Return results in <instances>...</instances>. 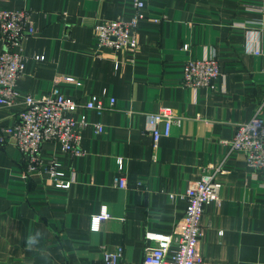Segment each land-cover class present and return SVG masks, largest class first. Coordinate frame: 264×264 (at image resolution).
<instances>
[{"label": "crops", "instance_id": "obj_1", "mask_svg": "<svg viewBox=\"0 0 264 264\" xmlns=\"http://www.w3.org/2000/svg\"><path fill=\"white\" fill-rule=\"evenodd\" d=\"M144 2L138 48L114 51L98 46L94 28L129 19L133 0H0L2 9L27 10L36 29L23 41L17 91L44 97L62 75L65 97L96 96L105 107L84 111L81 155L52 142L40 148L72 181L67 189L45 171L24 179L25 159L4 132L24 103L0 107V264H94L119 247L124 260L141 263L157 245L147 233H178L187 187L205 171L222 189L202 218L201 264H264V169L224 143L257 111L264 118V0ZM212 53L222 71L215 87L184 86L186 61ZM160 107L181 125L154 147L148 117ZM104 208L111 217L94 231L92 217Z\"/></svg>", "mask_w": 264, "mask_h": 264}, {"label": "built area", "instance_id": "obj_2", "mask_svg": "<svg viewBox=\"0 0 264 264\" xmlns=\"http://www.w3.org/2000/svg\"><path fill=\"white\" fill-rule=\"evenodd\" d=\"M135 13L126 20L113 19L102 21L95 26V39L99 47L110 50L129 49L134 51L139 46L137 28L145 18L144 0H133ZM36 32L30 13L25 10L0 8V107H12L17 101L24 103L18 114V121L4 129L7 136L15 141L22 153L26 168L24 179L45 171L58 188H69L71 180L63 179L64 173L57 162L46 163L40 158V148L46 142L57 143L61 150L73 157L83 153L81 131L87 125L85 110L102 113L103 102L96 96L84 102L65 97L59 82L67 80L60 75L54 87L44 97L31 94L22 95L17 91V82L23 75L25 55L23 41ZM188 49V45H184ZM34 60L44 61V55H34ZM222 75L219 61L212 53L201 59H189L184 66L183 85L191 89L206 87L213 89L216 80ZM113 103V100L111 101ZM82 111L80 119H75L76 111ZM148 127L157 146L161 138L169 137L173 126H180L181 119L168 107H160L148 117ZM98 129L100 127L97 126ZM231 151L242 152L247 165L254 170L264 169V118L260 111L247 122L237 126L235 137L225 141ZM122 169V161H118ZM216 173V172H215ZM205 171L199 179L190 181L184 195L185 213L179 224L178 233L162 235L147 233V239L156 241L155 247H149L141 263H133L123 258V249L115 252L104 251L100 261L94 264H201L203 257L199 251L202 236V218L210 203H220L222 185L216 180V174ZM119 188L127 187L124 177H116ZM111 215L106 208L99 215L92 217V230L99 229L103 220ZM174 246V249H172Z\"/></svg>", "mask_w": 264, "mask_h": 264}, {"label": "rangeland", "instance_id": "obj_3", "mask_svg": "<svg viewBox=\"0 0 264 264\" xmlns=\"http://www.w3.org/2000/svg\"><path fill=\"white\" fill-rule=\"evenodd\" d=\"M20 80H21V79H20ZM20 80H19V81H20ZM19 81L17 82V84L19 83Z\"/></svg>", "mask_w": 264, "mask_h": 264}]
</instances>
